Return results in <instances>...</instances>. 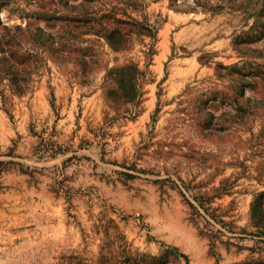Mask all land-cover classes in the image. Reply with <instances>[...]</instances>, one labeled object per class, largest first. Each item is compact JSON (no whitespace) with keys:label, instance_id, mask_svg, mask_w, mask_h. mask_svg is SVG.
<instances>
[{"label":"rangeland","instance_id":"rangeland-1","mask_svg":"<svg viewBox=\"0 0 264 264\" xmlns=\"http://www.w3.org/2000/svg\"><path fill=\"white\" fill-rule=\"evenodd\" d=\"M85 11L153 37H82L83 77L52 49ZM16 26L54 42L0 100V264L264 262V0H0Z\"/></svg>","mask_w":264,"mask_h":264},{"label":"trees","instance_id":"trees-1","mask_svg":"<svg viewBox=\"0 0 264 264\" xmlns=\"http://www.w3.org/2000/svg\"><path fill=\"white\" fill-rule=\"evenodd\" d=\"M55 19L66 24L64 31L55 35V47L52 49L55 59L61 63L72 62L83 77L91 71L96 62L91 48L82 46L86 43L82 37L93 35L103 39L114 52L123 51L128 47L133 36L153 37L152 27L145 20L114 19L117 25L108 28L101 23L104 17L96 19L93 15L88 16L86 11L70 18ZM53 42L50 35L44 34L38 27L0 28V100L3 105L7 101L8 94L21 97L29 90L32 75L40 68L37 50L47 45L52 47ZM116 73L126 81L125 97L128 101H132L139 92L137 81L144 76V72H139L134 65H127ZM123 254L126 253L123 251ZM124 263L130 264L128 260ZM243 264H264V262L251 261Z\"/></svg>","mask_w":264,"mask_h":264}]
</instances>
